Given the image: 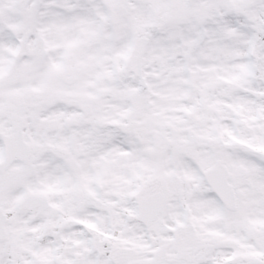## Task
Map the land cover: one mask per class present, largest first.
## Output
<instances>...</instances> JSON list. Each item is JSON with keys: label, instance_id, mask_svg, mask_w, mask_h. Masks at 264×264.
I'll return each instance as SVG.
<instances>
[{"label": "snow or ice", "instance_id": "snow-or-ice-1", "mask_svg": "<svg viewBox=\"0 0 264 264\" xmlns=\"http://www.w3.org/2000/svg\"><path fill=\"white\" fill-rule=\"evenodd\" d=\"M0 264H264V0H0Z\"/></svg>", "mask_w": 264, "mask_h": 264}]
</instances>
